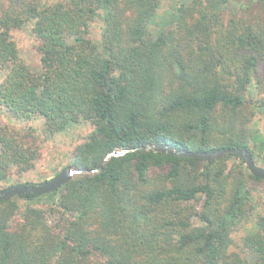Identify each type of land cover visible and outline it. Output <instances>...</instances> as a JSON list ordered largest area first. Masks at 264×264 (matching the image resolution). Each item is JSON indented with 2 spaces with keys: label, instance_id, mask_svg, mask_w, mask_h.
Instances as JSON below:
<instances>
[{
  "label": "trees",
  "instance_id": "1",
  "mask_svg": "<svg viewBox=\"0 0 264 264\" xmlns=\"http://www.w3.org/2000/svg\"><path fill=\"white\" fill-rule=\"evenodd\" d=\"M0 1V69L7 67L0 106L18 120L43 117L49 133L91 121L69 167L94 168L113 149L156 142L246 148L255 161L242 94L264 57V29L235 18L224 24L229 0L181 5L175 26L156 37L148 24L161 0ZM251 1L264 8V0ZM97 17L99 45L89 36ZM28 21L39 40L38 70L19 58L9 34ZM37 157L35 146L0 123V183ZM228 158L138 149L55 191L2 199L0 264H264V213L243 237L244 251H230L232 231L250 220L253 206L242 179L228 175ZM19 198L22 222L11 229ZM41 199L47 209L30 203ZM198 199L194 211L188 204ZM51 213L60 216L54 225Z\"/></svg>",
  "mask_w": 264,
  "mask_h": 264
},
{
  "label": "rangeland",
  "instance_id": "2",
  "mask_svg": "<svg viewBox=\"0 0 264 264\" xmlns=\"http://www.w3.org/2000/svg\"><path fill=\"white\" fill-rule=\"evenodd\" d=\"M40 3H52L59 0H35ZM191 0H161L159 7L153 15V21L148 24L150 33L156 37L158 30L173 28L175 25L174 16L177 14V8L181 5L187 6ZM227 5L221 7V16L225 22L231 24V19L239 26L250 24L255 30L264 29V8L251 0H229ZM6 2L0 1V7H4ZM102 19L97 17L90 26V38L97 44L101 41ZM10 38L14 41L19 58L33 70L40 68V54L38 51L39 40L32 31V22L28 21L21 27L13 28L9 32ZM7 67L0 69V83L4 79ZM228 75V74H227ZM233 77V76H232ZM246 89L242 94L244 99L245 114L248 116L249 131L252 137L250 146L255 149V162L259 166H264V112L262 103L264 101V57L251 67L249 81L246 83ZM0 123L13 130L26 145H32L37 148L38 157L34 160V165L29 170L17 173L14 167L9 170L8 178L0 183V189L8 187L17 182L41 183L65 167H69L73 159L74 148L84 142L89 133L94 129V125L89 120H82L79 123L69 125L62 131L49 133L45 128V119L36 116L29 120H18L10 117L0 106ZM227 171L229 176L234 179H242L248 189L252 201V214L250 220L241 226L235 228L231 233L230 251L243 252L244 246L242 239L247 230L252 228L255 219L259 214L264 213V179L254 180L249 174L245 163L234 154H227ZM157 175V173H155ZM19 210L11 220L10 228L15 229L21 222V212L24 206V200H18ZM35 207L47 209V201L44 199L30 202ZM201 199L193 201L189 206L194 211H199ZM59 214L51 213L47 215L51 225L59 219ZM197 217L192 218L195 222Z\"/></svg>",
  "mask_w": 264,
  "mask_h": 264
},
{
  "label": "water",
  "instance_id": "3",
  "mask_svg": "<svg viewBox=\"0 0 264 264\" xmlns=\"http://www.w3.org/2000/svg\"><path fill=\"white\" fill-rule=\"evenodd\" d=\"M138 149L153 150L166 152L174 156L192 157L201 160H212L221 157L222 155L234 154L243 159L245 165L251 175L257 178L264 179V166H259L254 161L250 151L246 148L226 147L212 151L178 149L163 142H156L153 144L139 145L132 148H118L106 153V155L97 163L94 168H80V167H65L57 172L51 178L35 184L17 182L8 187L0 189V200L10 197L12 195H23L26 193H33L35 196H41L46 193L55 191L69 181L74 175L81 173H99L102 170V165L113 156H121L128 152H133Z\"/></svg>",
  "mask_w": 264,
  "mask_h": 264
}]
</instances>
